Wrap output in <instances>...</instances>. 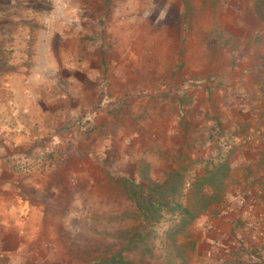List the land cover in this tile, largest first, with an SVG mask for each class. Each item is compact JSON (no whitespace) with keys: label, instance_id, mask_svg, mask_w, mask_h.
<instances>
[{"label":"rangeland","instance_id":"1","mask_svg":"<svg viewBox=\"0 0 264 264\" xmlns=\"http://www.w3.org/2000/svg\"><path fill=\"white\" fill-rule=\"evenodd\" d=\"M48 1L46 6L56 5L40 12L30 26L35 32L36 68L44 47L46 63L58 71L61 85L80 77L101 82L100 103L93 108L96 119H64L61 114L47 118L43 134L27 145L18 161L13 158L21 172L56 170L61 165L69 178H78L46 208L52 212L48 219L60 228L53 231L50 246L55 264H188L195 253L188 240L199 234L193 221L220 200L219 177L224 174L206 190L189 183L191 175L208 170L203 165L184 166L187 156L182 161L175 154L177 147L186 148L188 133L172 132L174 147L161 152L155 148V128L149 127L153 142L148 155L153 161L160 157L163 167L140 164L149 144L139 135L127 146L116 143L111 148L107 138L117 127L139 130L134 114L140 108L154 123L153 112L160 108L157 90L165 91L162 103L168 106L173 94L192 93L201 99L211 80L216 83L213 88H221L228 75L224 69L231 63L236 67L240 55L221 50L229 40L204 34L199 30L202 24L188 17V6L196 0H63L65 5ZM172 1L173 15L166 9ZM55 79L50 74L49 80ZM182 102L183 114L199 112L191 110L190 103L184 108ZM179 109L171 111L179 114ZM96 160L100 168L92 163ZM155 170L158 177L152 174Z\"/></svg>","mask_w":264,"mask_h":264},{"label":"crops","instance_id":"2","mask_svg":"<svg viewBox=\"0 0 264 264\" xmlns=\"http://www.w3.org/2000/svg\"><path fill=\"white\" fill-rule=\"evenodd\" d=\"M46 3L50 4L48 0H0V264L57 262L50 246L53 231L60 228L58 222L48 219L52 212L46 208L56 204L78 178H69L66 166L61 165L56 170L21 172L13 158L17 160L43 134L45 119L58 114L64 119H96L98 112L93 108L100 103V80L80 77L61 85L58 71L46 63L44 47L36 68L35 32L30 26L40 12L56 5ZM60 4L65 2L60 0ZM188 8V17L202 24L199 30L204 34L229 40V45L223 41L221 50L240 55L236 67L232 63L226 66L228 75L221 80V88L211 86L215 80L207 82L210 88L201 99L192 93L173 94L168 100L173 104L167 106L162 103L165 91L157 90L160 108L153 112L154 123L143 117L145 109L140 108L134 114L139 130L117 127L114 136L109 133L107 143L110 148L116 143L127 146L139 135L149 144L143 148L146 154L140 164L163 167L160 157L153 161L148 155L153 142L149 127L155 128V148L161 152L174 147L172 132L188 133L189 137L184 135L186 148L177 147L175 154L182 161L187 156L184 166L203 165L208 170L207 174L191 175L189 183L202 184L206 190L208 183L224 174L219 177L220 200L209 204L193 221L199 234L188 240L195 252L188 264H264V0H196ZM166 9L173 15L174 1ZM72 67L78 69L79 65ZM50 74L56 75L55 81L49 80ZM181 102L184 108L190 103L191 110L199 112L190 116L185 110L183 114ZM173 107L180 108L179 114L171 111ZM47 132L51 131L47 128ZM162 135L167 141L160 139ZM92 163L100 168L99 161ZM153 172L155 177L160 175Z\"/></svg>","mask_w":264,"mask_h":264}]
</instances>
